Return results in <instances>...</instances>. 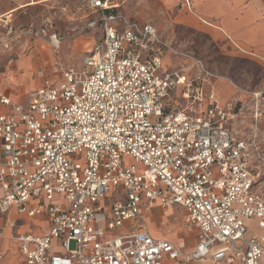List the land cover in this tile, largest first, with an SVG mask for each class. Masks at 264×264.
<instances>
[{"label": "built area", "instance_id": "1", "mask_svg": "<svg viewBox=\"0 0 264 264\" xmlns=\"http://www.w3.org/2000/svg\"><path fill=\"white\" fill-rule=\"evenodd\" d=\"M120 5H81L92 15L88 27L100 31L83 68L68 67L56 78L38 70L24 103L0 91L7 107L0 111V214L44 213L50 224L42 234L16 236L26 263L261 264L264 195L255 189L251 144L226 126L214 94L206 99L205 78L163 68L168 44L158 28L131 20ZM48 39L60 48L56 32ZM180 86L186 105L173 100ZM121 97L130 127L95 103L113 109ZM100 121L124 131L110 134ZM113 193L118 199L107 205ZM32 198L48 204L31 207ZM156 201L186 209L185 227L198 231L194 250L151 234L144 210ZM251 219L257 226L248 235ZM16 224L9 217L0 237ZM54 241L60 251H52Z\"/></svg>", "mask_w": 264, "mask_h": 264}, {"label": "rangeland", "instance_id": "2", "mask_svg": "<svg viewBox=\"0 0 264 264\" xmlns=\"http://www.w3.org/2000/svg\"><path fill=\"white\" fill-rule=\"evenodd\" d=\"M30 1L0 0V71L27 79L32 70L45 64L52 70L83 68L93 38L100 36L99 30L88 27L92 15L81 8L85 0H33L27 4ZM120 2V11L131 20L157 26L168 44L164 69L185 74L187 78H205V85L210 81L209 88L214 87L226 113V126L251 144L249 162L256 175L255 189L264 195V65L244 58L231 45H225L222 38L213 37L202 24L187 23L185 14L190 11L184 7V0H178L175 6L163 0ZM53 32L61 37L58 50L48 39ZM27 88L30 89L25 86L23 90ZM183 90L180 86L173 100L186 105L181 97ZM111 196L118 197L116 193ZM172 209H154V217L158 213L166 216L151 219L152 227L172 238L185 235L192 246L198 240L197 230L180 231L185 227L186 211L176 206ZM247 225L248 235L256 231L255 219L248 220ZM260 263L264 264V257ZM182 264L216 263L206 259Z\"/></svg>", "mask_w": 264, "mask_h": 264}, {"label": "crops", "instance_id": "3", "mask_svg": "<svg viewBox=\"0 0 264 264\" xmlns=\"http://www.w3.org/2000/svg\"><path fill=\"white\" fill-rule=\"evenodd\" d=\"M163 1H165V3L169 6H175V3L178 0ZM31 3H33V0L27 4ZM185 6L190 11L189 13L185 14L187 23L195 25L202 24L207 28V31L213 37L222 38L226 42L225 45H231L232 49L237 50V52H239L244 58L264 65V0H184V7ZM93 39L94 41L86 54L90 52L93 44L96 41L95 37ZM165 57L166 56H164V62ZM64 69L66 68L58 69L56 67L52 70L48 64H45L44 66H40L32 70L31 75L27 79H17L12 75H7L6 72L0 71V91L10 96L14 101L24 103L26 102L28 93L35 89L38 85V79L36 77L38 70H42L49 76L56 78L58 75H61ZM205 82L204 87L206 99L209 100L210 95L214 94L215 99H217L221 107L216 92L213 89L214 87L209 88L211 84L210 81H207L206 85ZM25 86L29 87L30 89L27 88L26 90H23ZM23 91L25 94H22ZM5 110H7V107L0 105V111ZM117 199L118 197L114 198L110 195L104 202L108 205L110 202H113ZM47 204L48 202L46 200L42 201L38 198H32L30 202L31 207H38L43 210ZM174 206L180 207L186 211V209L178 205H171L165 208L162 207L158 201H156L150 211L144 210L147 226L151 234L157 238H165L175 243L185 242L186 251L190 252L194 250L197 242L191 246L189 245L190 241H188L185 235L178 236L177 234L176 238H172L169 237V235H163L162 233L158 232V230H155L151 225V219L158 217L160 218V215L162 214L158 213V216L154 217V209L160 208L166 210L169 208L172 209ZM170 212L172 213L174 211ZM164 214L165 213H163L161 216ZM9 217L14 219L17 224L15 227H7L0 237V253L2 254V260L0 261V264H27L25 257L21 252V242L16 236L18 234L25 233L42 234L49 229L50 224L44 213L28 216L19 214L17 211H12L8 216L0 214V225H3ZM167 217L169 218L168 214ZM187 218L188 213L186 211L185 222H187ZM183 230L187 232H194L197 229L184 227L180 231L183 232ZM53 244L52 251H60L57 241H54ZM184 262L187 261H166L165 264H182Z\"/></svg>", "mask_w": 264, "mask_h": 264}, {"label": "snow or ice", "instance_id": "4", "mask_svg": "<svg viewBox=\"0 0 264 264\" xmlns=\"http://www.w3.org/2000/svg\"><path fill=\"white\" fill-rule=\"evenodd\" d=\"M96 2L99 3L100 0H96ZM123 99H124V98L121 97L120 100L117 101V102L113 105V109H114V110H113V109H109V108L107 107V103H101L99 99H97V100L95 101V103L98 104V106H99V108H100V110H101L102 112H107V114H108L109 117L115 116V117H117V119H119V117H120L121 115H123V116H124V120L122 121L123 124H125V125H127V126L130 127V126L132 125L131 113L128 112L127 114H125V111L123 110L122 104L120 103V101H122ZM108 102H111V98H109V101H108ZM90 110H91V109H90ZM93 118H94V117H93ZM100 123H101L102 126H104V127H108V130H109L110 134H119V133H121V132L124 131V129L117 128L115 124H113V125H111V126L109 127L104 121H100ZM68 133H69L70 135H74V136H77V137L79 136V133H75V132H73V130H72L71 128L68 129ZM60 135H63V134H60ZM89 139H90V137H89ZM148 139L151 140V141H153V142H155L156 137L149 135V136H148ZM81 142H83V141H81ZM156 156L159 157V156H160V153L157 152V153H156ZM97 247H98V246H97Z\"/></svg>", "mask_w": 264, "mask_h": 264}]
</instances>
